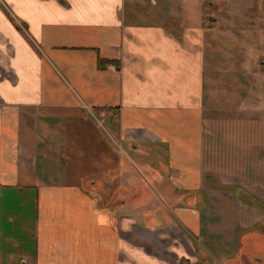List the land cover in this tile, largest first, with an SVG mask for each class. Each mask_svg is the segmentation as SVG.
Wrapping results in <instances>:
<instances>
[{
	"label": "crops",
	"instance_id": "0c3cea01",
	"mask_svg": "<svg viewBox=\"0 0 264 264\" xmlns=\"http://www.w3.org/2000/svg\"><path fill=\"white\" fill-rule=\"evenodd\" d=\"M262 1L0 0V264L264 262ZM95 108L159 198L88 192L65 137Z\"/></svg>",
	"mask_w": 264,
	"mask_h": 264
},
{
	"label": "rangeland",
	"instance_id": "374dc122",
	"mask_svg": "<svg viewBox=\"0 0 264 264\" xmlns=\"http://www.w3.org/2000/svg\"><path fill=\"white\" fill-rule=\"evenodd\" d=\"M262 2L264 5V1ZM252 12L253 13L250 16H252L253 19L255 18L259 20V18L262 17L261 13H259L258 8L252 9ZM255 37L259 40L264 39V28L255 30ZM261 61L262 64H264V58H262ZM83 113L84 115L87 114V118L84 122L82 120L80 121L81 125H79L78 123L76 125L75 122L67 123V128H69L70 131L68 132V135H66L67 138L65 137V139H69V142L66 141V145L69 146L70 155H72L71 152H73V154H75L76 156H82L81 160L74 159L69 163H71L72 166L74 165L76 170H80V177L84 178V175H81V171L85 173V185L88 192L90 194L91 192H94L93 194L96 195L97 201L100 204H113L123 199H131L132 197L137 200L135 201V203L142 202V200L145 199H147V203H149L151 196L156 197V199L159 198L154 186L152 188L154 190L153 192L151 191V186L147 187V183H145V176H141L140 173L137 175L136 171L133 180V183L135 185L134 188H125L124 186H122L121 182L122 179H124L123 177H115L108 173L109 169L111 168L119 169L120 167L131 166H134L135 169L153 166L155 169V163H159L156 159L155 150L154 152L144 153L148 155V158L139 159L140 156L137 153L138 151L141 152L143 149L139 147V145L135 142L132 143L126 139H120L121 129L119 127L113 129L112 127H110V125L114 126L115 123H111L110 119L108 118V112L102 111L100 109H94L92 111L84 109ZM59 123L60 121H57V125H59ZM57 129L59 132H61L62 127H58ZM85 137H89L92 139L89 140ZM126 152H135V154L132 155V157L129 155L131 157L129 158ZM131 162L133 163V165L131 164ZM97 175L98 177H95ZM150 175L149 178L154 179V176L152 174ZM93 178H98L100 180L99 184H101L103 187L99 188L95 187V185H91L90 181ZM137 184H143V187ZM145 207H147V204L145 205ZM158 207L159 210H163L162 208H160V206ZM158 207L151 210L156 211ZM140 209H142L141 206ZM255 231H257L258 234H264V225H258L257 227H255ZM258 237L259 238H255L251 241V243L256 246V248L254 249L256 251H260V249L264 246V239L260 236ZM241 255L242 256L240 257V260L238 258L234 260L233 255L231 254L230 256H227L224 261L217 257L219 259V263L217 261V263L215 264H257L248 250H245L244 255Z\"/></svg>",
	"mask_w": 264,
	"mask_h": 264
},
{
	"label": "trees",
	"instance_id": "16d2710c",
	"mask_svg": "<svg viewBox=\"0 0 264 264\" xmlns=\"http://www.w3.org/2000/svg\"><path fill=\"white\" fill-rule=\"evenodd\" d=\"M110 62L114 63V62H117V61L109 60V59H102V58L99 59V65L102 66V67H104L105 65H107ZM95 109L98 110V108H95Z\"/></svg>",
	"mask_w": 264,
	"mask_h": 264
},
{
	"label": "flooded vegetation",
	"instance_id": "af4514ba",
	"mask_svg": "<svg viewBox=\"0 0 264 264\" xmlns=\"http://www.w3.org/2000/svg\"><path fill=\"white\" fill-rule=\"evenodd\" d=\"M261 261H262V259H261ZM262 264H264V262Z\"/></svg>",
	"mask_w": 264,
	"mask_h": 264
}]
</instances>
